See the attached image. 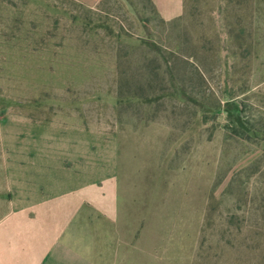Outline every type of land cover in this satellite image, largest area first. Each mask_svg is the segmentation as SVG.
I'll use <instances>...</instances> for the list:
<instances>
[{
	"label": "rangeland",
	"instance_id": "obj_1",
	"mask_svg": "<svg viewBox=\"0 0 264 264\" xmlns=\"http://www.w3.org/2000/svg\"><path fill=\"white\" fill-rule=\"evenodd\" d=\"M77 130L112 143L124 232L264 264V0H0V218Z\"/></svg>",
	"mask_w": 264,
	"mask_h": 264
},
{
	"label": "crops",
	"instance_id": "obj_2",
	"mask_svg": "<svg viewBox=\"0 0 264 264\" xmlns=\"http://www.w3.org/2000/svg\"><path fill=\"white\" fill-rule=\"evenodd\" d=\"M151 1L164 20L182 13L183 0ZM151 128L164 131L144 126ZM96 137L84 130L56 135L46 142L51 157L42 153L41 161L32 151L30 164L46 169L44 185L0 218V264H186L185 238L148 235L144 228L138 235L135 222L134 235L123 231L116 153L105 156L112 143Z\"/></svg>",
	"mask_w": 264,
	"mask_h": 264
},
{
	"label": "trees",
	"instance_id": "obj_3",
	"mask_svg": "<svg viewBox=\"0 0 264 264\" xmlns=\"http://www.w3.org/2000/svg\"><path fill=\"white\" fill-rule=\"evenodd\" d=\"M227 110V109H226ZM228 111H229V108H228Z\"/></svg>",
	"mask_w": 264,
	"mask_h": 264
}]
</instances>
